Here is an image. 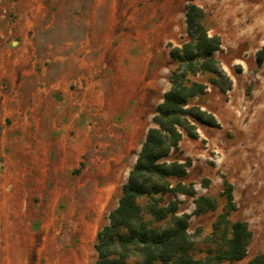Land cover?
Returning <instances> with one entry per match:
<instances>
[{
    "label": "rangeland",
    "instance_id": "1",
    "mask_svg": "<svg viewBox=\"0 0 264 264\" xmlns=\"http://www.w3.org/2000/svg\"><path fill=\"white\" fill-rule=\"evenodd\" d=\"M193 2L222 39L215 55L233 84L224 90L208 73L194 77L208 89L190 103L221 127L198 124V139L184 134L167 160L192 165L170 181L217 200L195 214V199L177 196L180 213L191 214L198 259L215 249L208 237L227 202L225 181L233 185L230 220L253 231L247 256L234 264H247L264 253V0ZM190 3L0 0V264L96 262L97 233L171 89V51L189 39ZM75 49L81 66L60 61Z\"/></svg>",
    "mask_w": 264,
    "mask_h": 264
},
{
    "label": "trees",
    "instance_id": "2",
    "mask_svg": "<svg viewBox=\"0 0 264 264\" xmlns=\"http://www.w3.org/2000/svg\"><path fill=\"white\" fill-rule=\"evenodd\" d=\"M187 24L189 39L171 51L177 62L172 71L171 89L156 107L154 126L150 128L128 181L123 185L118 206L110 212L109 223L97 233L94 264H234L243 260L253 238L247 221L232 222L230 215L237 209L233 185L225 181L222 196L226 205L214 222L209 249L204 258L193 255L194 240L189 231L191 214L180 213L178 194L193 197L195 214L214 210V197L197 194L193 184L182 181L173 185L170 178H184L192 160L168 161L170 153L180 147L186 134L200 137L198 124L221 127L217 116L190 100L204 95L208 83L194 79L210 74L209 82L224 90L232 88L216 53L222 48L218 34H210L204 24L205 14L200 6L189 0ZM173 198L166 202L165 196ZM147 197L146 203L142 198ZM247 264H264V253L252 257Z\"/></svg>",
    "mask_w": 264,
    "mask_h": 264
},
{
    "label": "crops",
    "instance_id": "3",
    "mask_svg": "<svg viewBox=\"0 0 264 264\" xmlns=\"http://www.w3.org/2000/svg\"><path fill=\"white\" fill-rule=\"evenodd\" d=\"M78 50H79V49H75V50L73 51V55H69V54L66 53V52L60 54L59 57L62 59V60L60 59V61H64V63H68L69 60H70V58H71V59L74 58L76 65L81 66V64H80L81 59L78 57L79 55H78V53H77ZM54 60H55V59H54ZM66 90H68V88H67ZM196 191H197V190H196ZM250 259H251V258H250Z\"/></svg>",
    "mask_w": 264,
    "mask_h": 264
}]
</instances>
